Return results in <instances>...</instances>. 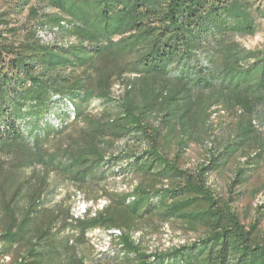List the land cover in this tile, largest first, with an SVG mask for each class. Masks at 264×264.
I'll return each mask as SVG.
<instances>
[{
	"label": "trees",
	"instance_id": "trees-1",
	"mask_svg": "<svg viewBox=\"0 0 264 264\" xmlns=\"http://www.w3.org/2000/svg\"><path fill=\"white\" fill-rule=\"evenodd\" d=\"M253 3L14 0L0 12L7 264H264V210L245 224L234 206L235 189L264 164V49L233 40L256 32ZM24 10L28 22L14 24ZM55 26L57 40L41 43L38 30ZM221 114L233 119L215 122ZM192 144L205 154L189 163ZM224 171L221 191L210 177ZM126 176L129 189L108 187ZM59 183L106 204L74 218V194L50 203ZM251 192L264 194V181ZM169 222L198 234L151 253L132 237ZM111 228L122 230L112 254L96 256L90 234Z\"/></svg>",
	"mask_w": 264,
	"mask_h": 264
},
{
	"label": "rangeland",
	"instance_id": "rangeland-1",
	"mask_svg": "<svg viewBox=\"0 0 264 264\" xmlns=\"http://www.w3.org/2000/svg\"><path fill=\"white\" fill-rule=\"evenodd\" d=\"M14 0H0V12L9 10L12 8ZM259 8V11H264V0H254L253 10L254 17L257 25V30L254 34L238 37L235 36L233 40L238 42L247 49L260 48L264 49V17H261L256 13V8ZM14 24L21 25L22 23L28 22L27 10H24L20 15L13 16ZM97 103H93L91 107L95 108ZM233 117L228 114H221L220 116H214L216 121H225L228 122L232 120ZM264 131V127L262 128ZM125 141L118 142L119 146H123ZM205 154L203 148L199 145L192 144L189 148L186 158L189 163H194L198 160H201ZM248 180L244 185L236 188V191H239L238 198L234 203L236 210L239 212L243 222L248 224L252 221L256 214L258 208L264 210V194L259 192L256 196L252 195V190L259 188L262 182L264 181V164L259 167L252 169L249 173ZM232 175L231 171H224L222 173H216L211 175V183L221 191H226L228 188V182L230 176ZM132 183V178L129 176L123 178H115L109 181L108 187L115 191L121 192L129 189ZM74 185L70 183H59V188L55 193L54 197L50 203L57 202H66L71 203V196L74 194ZM262 205V207H259ZM260 233L264 236V218L260 224ZM198 232L187 231L181 227L179 222H169L166 226L163 227L162 224L158 228H153V226H142L136 234L134 235V240L142 247L146 252L154 251H163L172 246L180 245L186 243L187 241L193 240L197 236ZM91 242L93 246V252L96 256H107L111 255L115 243L107 245L105 242V236L102 232H94L90 234ZM9 258H1L0 264H7ZM113 264H125L124 260H113Z\"/></svg>",
	"mask_w": 264,
	"mask_h": 264
},
{
	"label": "built area",
	"instance_id": "built-area-1",
	"mask_svg": "<svg viewBox=\"0 0 264 264\" xmlns=\"http://www.w3.org/2000/svg\"><path fill=\"white\" fill-rule=\"evenodd\" d=\"M63 24V22H62ZM57 34H58V28L55 26L53 28H42L40 30H38L37 32V36L40 39L41 43L44 44H49L52 43L54 41L57 40ZM66 44H71V43H75L76 42V38L75 37H70L68 39H66L64 41ZM69 104V109L72 110L73 107L70 104V102H68ZM72 114V112H71ZM73 114L71 115V118H73ZM54 124H57L58 120L56 117H53ZM106 204V200L105 199H98L96 202H93L92 200H86L83 196V194L80 191H75L74 192V205H73V217L74 218H84L86 215H95L96 212L100 209H102L104 207V205ZM166 226V225H165ZM95 232V231H94ZM96 232H102L105 236V243L107 245L110 244L112 239L118 238L119 236H121L122 234V230L119 228H111L108 230H96ZM136 234V232L133 234V239L134 235Z\"/></svg>",
	"mask_w": 264,
	"mask_h": 264
}]
</instances>
